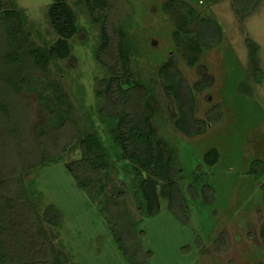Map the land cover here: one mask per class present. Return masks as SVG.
I'll return each mask as SVG.
<instances>
[{
    "label": "rangeland",
    "instance_id": "1",
    "mask_svg": "<svg viewBox=\"0 0 264 264\" xmlns=\"http://www.w3.org/2000/svg\"><path fill=\"white\" fill-rule=\"evenodd\" d=\"M15 1L31 43L44 48L54 44L59 37L49 18L54 0ZM105 1L112 45L119 35L130 44L129 70L154 92L153 122L158 136L175 151L174 174L181 170L187 174L179 182L188 201L181 213L188 214L179 217L162 198L160 212L147 215L139 176L128 161L115 162L105 176L104 188L94 184L87 191L66 166L69 163L75 173L86 176L80 165L78 133H93L111 159L118 151L105 112L112 70L109 61L100 59L105 55L100 49L104 14L96 15L95 21L86 0H68L78 23L70 41L71 55L52 60L48 76L38 71L26 74L8 101L10 108L17 103L18 130L32 140L31 155L24 153L22 158L29 197L41 215L50 204L61 213L59 226L44 221L56 246L66 253L68 264H129L115 242L116 232L140 264H264V179L249 172L254 159L264 161V82L257 84L253 78L247 47V38L260 45L264 70V0L244 20L236 12L235 0H187L202 16L216 19L224 34L223 41L206 49L195 66L187 63L175 43L177 18L164 9L166 0ZM172 55L193 90L197 117L208 122L200 135L187 136L175 125L177 106L166 95L160 74ZM243 82L250 85L253 97L239 91ZM221 114V122L210 121V116ZM4 115L0 110V119ZM63 115L66 124L55 125ZM59 143L63 158L53 163ZM212 147L221 156L216 165L209 166L204 154ZM40 161L42 165L31 170ZM196 171L202 179L194 186L202 192L204 185H211L213 204L201 193L192 197ZM32 191H36L34 196Z\"/></svg>",
    "mask_w": 264,
    "mask_h": 264
},
{
    "label": "trees",
    "instance_id": "2",
    "mask_svg": "<svg viewBox=\"0 0 264 264\" xmlns=\"http://www.w3.org/2000/svg\"><path fill=\"white\" fill-rule=\"evenodd\" d=\"M215 1L217 0H208L209 3ZM235 1L236 12L242 20L249 17L261 2ZM86 5L95 21L98 20L96 15L104 14L101 22L100 49L105 50L106 58L100 55V59L109 61L112 70L106 89L105 112L113 126L118 151L111 159L109 153L102 151L103 147L93 133H78L76 140L80 142V165L86 176L75 173L69 163L66 166L73 172L79 186L87 191L94 184L104 188L105 176L115 162L128 161L139 176L147 215L152 216L160 212L163 198L169 201L171 209L179 217L183 214L185 216L188 213L181 212L188 201L179 180L187 174L182 170L179 174H174L175 151L170 148L166 139L158 136L153 122L156 113L154 92L149 85L138 80L134 73L130 72V44L125 37L119 35V41L112 45L104 12L106 1L86 0ZM163 7L177 18V30L174 31L173 37L190 66L199 63L206 49L213 48L223 41L221 24L212 17L202 16L189 1L166 0ZM49 18L59 35L58 39L46 48L35 46L29 39L25 17L16 1L0 0V110L5 113L4 118L0 119V264H68L69 261L66 253L56 246L44 224V221H47L59 226L62 223L59 209L50 204L41 215L29 197L24 177L27 169L22 158L24 153L31 155L29 146L32 140L28 139L21 129L18 130L21 122L17 114V103L11 108L8 105V101L14 98L15 90L24 82L21 79L26 74L38 71L43 73L44 77L48 76L52 60L68 58L72 53L70 41L78 32V23L76 13L68 0H54L49 7ZM247 47L253 78L257 84H262L264 70L260 57L261 47L252 38H247ZM112 49L114 53H111ZM160 74L164 77L166 95L172 97L177 106V129L187 136L206 132L208 122L197 117L195 95L183 77L175 55L161 66ZM239 91L244 95L254 96L247 82L240 85ZM219 115L214 118L210 116V121L221 122L223 115ZM65 117L61 116L55 125L66 124ZM20 145L24 146L21 152L18 150ZM62 148L61 143L57 144V153L51 159L53 163L62 160ZM220 156L218 148L212 147L205 152L204 160L209 166H214L219 162ZM42 162H36L31 170L39 168ZM92 172L97 173L98 177L94 178ZM249 172L256 179H264V161L254 159ZM201 179L202 176L196 171L194 184L191 185L192 197L196 199L201 193L207 203L213 204L215 191L212 186L204 185L202 192L197 188ZM195 184L197 186H194ZM261 187L264 194V182ZM209 190H212L211 198L208 196ZM35 194L36 191L31 192V196ZM261 235L264 239V227ZM115 242L129 264H140L116 232Z\"/></svg>",
    "mask_w": 264,
    "mask_h": 264
}]
</instances>
